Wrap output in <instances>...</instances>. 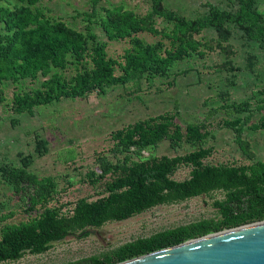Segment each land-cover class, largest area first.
<instances>
[{
  "label": "trees",
  "instance_id": "obj_1",
  "mask_svg": "<svg viewBox=\"0 0 264 264\" xmlns=\"http://www.w3.org/2000/svg\"><path fill=\"white\" fill-rule=\"evenodd\" d=\"M36 1L17 0L11 5H0V101L4 100V87L8 84L23 87L28 81L36 85L13 93L11 107L16 113L32 112L62 99L84 98L93 92L104 94L109 87L131 80L166 78L176 63L191 57L202 59L213 51L224 55L223 62L214 65V70L235 77L240 68L232 60L234 32L245 45L255 44L264 54L260 0H230L233 10L205 3L207 13L193 19L168 10L163 0H151L146 16L123 7L102 8L104 14L97 23L107 40H128L131 45L122 62L109 58L106 43L90 30V17L95 12L87 16L88 25L81 32L32 8ZM158 18L171 28H156ZM143 32L160 39L145 44L138 38ZM203 32L213 35L207 40L197 39ZM256 60V56L249 55L246 69L253 72ZM117 68L119 75L115 74ZM69 70L72 73L67 76ZM257 95L261 97L253 106L251 100L227 102L229 95L220 93L224 103L210 110L203 120L187 123L184 128L174 121L175 112L113 131L110 152L114 161L100 156L96 160L100 173L88 172L90 183L103 184L102 196L92 201L80 198L52 206L49 203L58 193L57 184L28 170L30 156L22 157L20 166L0 164V183L23 198L29 210L37 206L40 210L25 222L0 228V263L16 261L25 254L44 253L53 243L70 235L85 237L89 235L88 229L107 222L124 221L160 205L178 204L213 192L223 194V199L212 203L215 218L167 229L72 264H118L209 234L264 221V162L256 160L250 143L242 138L246 126L254 131L264 130V89ZM219 111L225 113L221 126L233 132L240 152L250 163L237 166L208 160L213 151L206 146L207 138H212L208 121ZM256 114L259 117L252 122ZM163 141H168L173 149L187 145L193 150L171 157L154 156V150ZM37 144V152L44 149L43 141ZM182 167L189 169V177L174 179Z\"/></svg>",
  "mask_w": 264,
  "mask_h": 264
},
{
  "label": "rangeland",
  "instance_id": "obj_2",
  "mask_svg": "<svg viewBox=\"0 0 264 264\" xmlns=\"http://www.w3.org/2000/svg\"><path fill=\"white\" fill-rule=\"evenodd\" d=\"M229 1L163 0V5L179 16L193 19L207 13L208 9L203 7L205 3L233 10L234 6ZM12 3H17V0H0V5ZM31 7L81 32H85L88 25L87 16L95 12L90 17V30L100 42L106 43L107 56L122 62L124 52L131 45L128 40H107L97 23V19L104 14L102 8L123 7L138 16H146L151 10V0H37ZM258 10L264 15V0L258 2ZM155 25L158 29L171 28L162 18H158ZM212 35L211 32H203L196 38L207 40ZM138 38L145 44H154L160 36L143 32ZM231 44L235 51L232 60L240 68L235 77L214 70L213 66L223 62L224 55L213 51L202 59L191 57L176 63L166 78H143L139 82L131 80L125 85L109 87L104 94L93 92L84 98L62 99L24 113L12 110L13 93L36 85L28 81L23 87L6 85L4 100L0 101V164L20 166L21 158L30 156L32 161L28 170L39 178L49 177L57 184L58 193L49 203L52 206L72 203L80 198L92 201L101 197L102 182L90 183L88 172L100 173L96 161L100 156L114 161L110 152L113 147L110 134L113 131L139 120L165 113L173 115L175 112L174 121L184 128L187 123L203 120L210 110L224 103L220 93L229 95L227 102L251 100L254 106V101L261 97L257 92L264 89V54L255 44L245 45L236 32ZM249 55L257 58L253 72L245 67ZM183 71L186 73L182 74ZM71 73L72 70H69L66 75ZM115 74L119 75L118 68ZM230 81L234 84L230 85ZM258 117L256 114L252 122ZM223 118L224 111H219L208 121L212 138H207L206 146L213 149L208 160L213 164L231 163L237 166L250 163L240 152L233 132L221 126ZM242 138L250 143L256 160L264 162V130L254 131L246 126ZM39 141L45 145L37 152ZM191 150L193 148L187 145L173 149L168 141H163L153 154L156 157H171ZM188 177L189 169L186 167L178 169L174 175L176 180ZM221 199V192H213L178 204L160 205L124 221L107 222L99 228L88 229L89 235L85 237L70 235L53 243L44 253L25 254L16 261L0 264H72L101 256L128 242L202 219L215 218L216 210L212 203ZM39 213V206L29 210L23 198L15 195L7 184L0 183V228L6 224L25 222Z\"/></svg>",
  "mask_w": 264,
  "mask_h": 264
},
{
  "label": "water",
  "instance_id": "obj_3",
  "mask_svg": "<svg viewBox=\"0 0 264 264\" xmlns=\"http://www.w3.org/2000/svg\"><path fill=\"white\" fill-rule=\"evenodd\" d=\"M118 264H264V221L209 234Z\"/></svg>",
  "mask_w": 264,
  "mask_h": 264
}]
</instances>
